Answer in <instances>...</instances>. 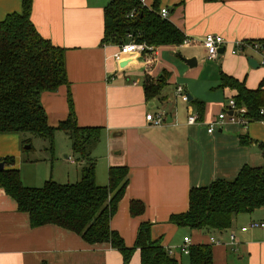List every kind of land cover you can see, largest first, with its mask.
I'll use <instances>...</instances> for the list:
<instances>
[{
	"label": "crops",
	"instance_id": "obj_1",
	"mask_svg": "<svg viewBox=\"0 0 264 264\" xmlns=\"http://www.w3.org/2000/svg\"><path fill=\"white\" fill-rule=\"evenodd\" d=\"M111 1L33 0L31 20L37 31L66 51L69 85L41 97L49 124L55 127L67 119L70 92L78 125L104 129L92 152L97 160L96 181L99 186H107L111 168L129 169L125 196L111 221V228L127 247H135L140 225L150 223L152 240H161L167 252L171 249L170 257L178 264H190L189 257L180 252L185 238L191 240L190 247L212 246L213 264H264V229L241 230L253 222H264L262 210L238 216L231 229L223 232L193 230L170 222L173 215L188 212L191 189L208 187L219 180L232 181L245 166L264 165V121L247 126L226 121L209 133L210 124L237 94L221 87L223 74L251 90L264 84L259 52L247 47L233 54L239 42L264 40V0H162L161 7L170 11L169 21L192 45L157 47L123 67L113 58L118 46L102 42L105 8ZM153 2L147 0L149 5ZM21 12L22 0H0V24L7 16ZM208 34L225 39L221 48L224 53L214 59L202 46ZM183 58H195L197 65L189 67ZM249 58L257 60L260 67L252 68ZM148 75L155 80L166 78L154 103L147 100L144 91ZM179 85L186 89L190 103L176 98ZM192 101L202 103V110ZM155 108L163 112L153 113ZM158 113L165 116V121L154 127L146 116ZM190 114L199 116L198 124H188ZM242 137H248L249 143L243 145ZM8 157L16 159V164L7 168H20L25 186L37 182L22 174L18 135H0V163ZM82 168L79 164L76 182ZM133 201L144 204L142 215H131ZM231 234L236 236L235 244L231 243ZM0 264L124 262L121 253L109 244L89 245L80 236L52 225L31 228L28 215L19 212L17 203L0 189ZM130 264H141L139 249Z\"/></svg>",
	"mask_w": 264,
	"mask_h": 264
},
{
	"label": "trees",
	"instance_id": "obj_2",
	"mask_svg": "<svg viewBox=\"0 0 264 264\" xmlns=\"http://www.w3.org/2000/svg\"><path fill=\"white\" fill-rule=\"evenodd\" d=\"M161 1L154 0L152 10H149L138 0H112L105 8L103 44H125L129 41L128 35L132 34L136 42L149 47L181 46L185 36L169 20L161 18ZM215 1L204 0L206 3ZM32 4L33 0H22V12L7 16L0 24V135H18L25 152L26 145L33 148L31 137L48 140L54 148L55 135L62 131L71 140L76 162L83 164L82 175L74 184L49 180L41 188L27 187L19 170L7 168L14 164L13 158L8 157L1 161L5 167L0 170V189L17 203L19 212L28 215L33 229L52 225L80 236L89 245L109 244L121 253L124 264H130L137 249L141 253V264H178L169 256L161 240H152L150 223L140 225L133 248L127 247L122 236L111 228V221L128 187L129 169L111 168L108 185L97 184V160L92 152L100 143L104 129L78 125L70 92L67 119L55 127L49 124L41 97L69 85L66 51L39 34L31 20ZM133 10L136 14L129 18ZM260 43L264 51V40ZM221 82L222 88L237 92L234 101L237 107L247 109L241 116L247 124L264 121L261 114L264 84L251 90L225 74ZM165 85L164 76L158 80L146 76L147 100L160 97ZM193 104L202 110V103L195 101ZM241 143H249V138L242 137ZM261 151L264 158V144ZM258 210L264 211V165L245 166L232 181L219 180L208 187L191 189L188 212L173 215L170 222L193 230L223 232L231 229L238 216ZM144 212L142 202L131 203L132 216ZM188 257L190 264H213L212 246H191Z\"/></svg>",
	"mask_w": 264,
	"mask_h": 264
},
{
	"label": "built area",
	"instance_id": "obj_3",
	"mask_svg": "<svg viewBox=\"0 0 264 264\" xmlns=\"http://www.w3.org/2000/svg\"><path fill=\"white\" fill-rule=\"evenodd\" d=\"M140 1V5L143 8H147L149 10H152V7L147 3V0H138ZM136 14V10H133L128 17L133 18ZM160 16L162 19H169L170 11L167 7H162L160 10ZM128 42L122 45L118 46V51L113 55L114 60L117 63H128L132 61L134 58L141 57L149 52H153L155 50L154 47H149L146 44L138 43L135 41V37L132 34L128 35ZM225 44V39L221 36L214 35V34H208L204 37L202 41V46L205 49L208 57L210 59L216 58L221 48ZM184 47H190L192 45V41L190 39H185L183 44ZM251 48L254 51H257L261 54L262 61L261 66L264 68V51L262 50V45L260 43H249V42H239L237 44V51L233 52V54H236L238 51H242L245 48ZM176 98L180 99L184 103H190L189 96L186 92V89L179 85L176 88L175 92ZM230 113H232L230 115ZM247 113V109L245 107H237L234 100H231L228 104V107L226 110L221 113L218 118L210 124L209 126V133H213L215 131L216 126H221V124L228 122H239L243 124L244 126H247L246 120L242 119V115H245ZM261 114L264 115V110L261 111ZM146 121L149 122L154 127H160L163 125L165 121V116L161 113H158L156 115L148 114L146 116ZM199 123V116L197 114H190L188 117V124L194 125ZM264 229V222H253L249 226L243 227L241 230L243 232H247L250 229ZM231 243H236V236L235 234H231ZM211 242H215V239L211 238ZM190 243L191 240L189 238L184 239V244L180 248V252L182 255L188 256L190 254ZM169 256H173V251L170 249L168 250Z\"/></svg>",
	"mask_w": 264,
	"mask_h": 264
},
{
	"label": "rangeland",
	"instance_id": "obj_4",
	"mask_svg": "<svg viewBox=\"0 0 264 264\" xmlns=\"http://www.w3.org/2000/svg\"><path fill=\"white\" fill-rule=\"evenodd\" d=\"M150 6L152 7V5ZM151 61L149 63H151ZM150 102L154 103L155 101L152 100ZM158 110L163 112L162 110H156L155 108L153 113L158 112ZM31 138L33 145L32 149H28L23 152V148L21 146L22 163L24 164V171L22 174H27L33 179L36 178L37 182L31 181V183L27 184L33 185L27 187L41 188L49 180H53L58 184L76 183L75 176L77 175L79 163L76 162V158L73 157L72 145L69 136L62 131L57 132L54 140V148L48 140L39 137ZM26 147L27 145L25 148ZM71 156L74 158L75 164H72ZM13 160L14 164L12 165L14 166L16 164V159L13 158ZM14 169L20 171V168Z\"/></svg>",
	"mask_w": 264,
	"mask_h": 264
},
{
	"label": "water",
	"instance_id": "obj_5",
	"mask_svg": "<svg viewBox=\"0 0 264 264\" xmlns=\"http://www.w3.org/2000/svg\"><path fill=\"white\" fill-rule=\"evenodd\" d=\"M220 52L224 53V49H221ZM183 61L189 66V67H195L197 65V60L195 58H192V59H185L183 58ZM248 62H249V65L252 67V68H255V69H258L260 67V64L258 63L257 60L255 59H252V58H249L248 59ZM126 63H123L122 64V67L125 66ZM232 113H230L231 115ZM31 146H27L26 147V150L30 149ZM5 167V164L4 163H1L0 164V170H3Z\"/></svg>",
	"mask_w": 264,
	"mask_h": 264
}]
</instances>
